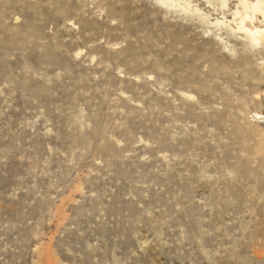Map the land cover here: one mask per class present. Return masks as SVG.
<instances>
[{
	"label": "rangeland",
	"instance_id": "374dc122",
	"mask_svg": "<svg viewBox=\"0 0 264 264\" xmlns=\"http://www.w3.org/2000/svg\"><path fill=\"white\" fill-rule=\"evenodd\" d=\"M239 1L0 0V264H264Z\"/></svg>",
	"mask_w": 264,
	"mask_h": 264
},
{
	"label": "bare ground",
	"instance_id": "6f19581e",
	"mask_svg": "<svg viewBox=\"0 0 264 264\" xmlns=\"http://www.w3.org/2000/svg\"><path fill=\"white\" fill-rule=\"evenodd\" d=\"M239 4H240L242 10L249 8L252 11H258V12L262 13L263 18H264V0H254V2H248L247 0H241V1H239ZM234 13H235V15L236 14L240 15V11L237 8H236V11ZM246 16L250 17V15H247V14H246ZM246 30H248V28H246ZM248 31H249L250 36L253 40H256L258 38L257 36L260 33L259 29H255V30L250 29Z\"/></svg>",
	"mask_w": 264,
	"mask_h": 264
}]
</instances>
